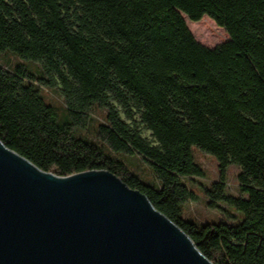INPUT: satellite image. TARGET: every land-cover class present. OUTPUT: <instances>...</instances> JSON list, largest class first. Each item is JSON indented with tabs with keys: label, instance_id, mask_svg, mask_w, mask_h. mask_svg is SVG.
Here are the masks:
<instances>
[{
	"label": "trees",
	"instance_id": "1",
	"mask_svg": "<svg viewBox=\"0 0 264 264\" xmlns=\"http://www.w3.org/2000/svg\"><path fill=\"white\" fill-rule=\"evenodd\" d=\"M205 15L227 40L196 39L184 17ZM5 51L40 64L0 62L7 147L62 176L109 170L214 264H264V0H0ZM43 87L59 89L63 119ZM194 147L218 161L219 178L200 183L206 205L236 221L185 217L198 199L187 179L206 175ZM123 155H140L150 179ZM232 164L240 166L237 194L227 180Z\"/></svg>",
	"mask_w": 264,
	"mask_h": 264
},
{
	"label": "water",
	"instance_id": "2",
	"mask_svg": "<svg viewBox=\"0 0 264 264\" xmlns=\"http://www.w3.org/2000/svg\"><path fill=\"white\" fill-rule=\"evenodd\" d=\"M0 264H214L106 169L67 176L0 140Z\"/></svg>",
	"mask_w": 264,
	"mask_h": 264
},
{
	"label": "rangeland",
	"instance_id": "3",
	"mask_svg": "<svg viewBox=\"0 0 264 264\" xmlns=\"http://www.w3.org/2000/svg\"><path fill=\"white\" fill-rule=\"evenodd\" d=\"M184 18L187 22V25H188V22H190L191 27L197 31V34H195L192 31L196 39L207 46H211V47L216 46L229 38V35L227 31L225 30V28L218 25L215 22V20L212 19L208 15H205L203 19H201V21L199 20L200 22L193 21L189 19L188 16H185ZM200 29L205 31L208 37H210V39L205 38L202 34H200L199 32ZM213 37H215L214 40H212ZM0 62L11 68L12 67L14 68L15 65L20 62L30 65V67L33 69L37 68L40 65L39 62H34L31 60H24L20 58L19 56H16L10 51H5V52L0 53ZM43 91L46 96L45 98L46 101L53 104L58 109L60 113V118L63 119L66 109L64 107L63 99L59 94V89L57 87L55 88L43 87ZM117 106L121 109L122 117H125L124 110L118 104ZM105 112L106 111L104 109L98 108L96 109L94 114L99 119V118H103ZM139 125L141 127L142 135L154 143V137L152 135V131L145 128L143 123H140ZM194 154H195L196 160L205 168L206 175L204 177H193V178L187 179L189 186L197 192L198 199L186 203L185 217L198 219L201 222H205L208 220L236 221V219L230 217L228 213L219 211L217 209H211L206 205V198H205V195L203 194L202 186L200 185V183L209 185L211 181L219 178L217 158L214 155L208 154L207 152H204L197 147H194ZM122 158H124L125 160H129V162L130 160L135 161L134 164L130 165L131 168L138 174H141V171H145L143 175L141 174V176H143L144 178L150 177L149 166L141 159L140 155H134V156H124L123 155ZM239 170H240V166L236 164H232L228 169V179L227 180L231 184V186H229V190L235 194L239 193L240 191L238 180H237V174ZM147 179H150V178H147ZM224 207H227V206H224ZM227 208L229 209L231 213L237 216L239 215L232 208H229V207Z\"/></svg>",
	"mask_w": 264,
	"mask_h": 264
},
{
	"label": "built area",
	"instance_id": "4",
	"mask_svg": "<svg viewBox=\"0 0 264 264\" xmlns=\"http://www.w3.org/2000/svg\"><path fill=\"white\" fill-rule=\"evenodd\" d=\"M229 186H231V184L229 183Z\"/></svg>",
	"mask_w": 264,
	"mask_h": 264
}]
</instances>
